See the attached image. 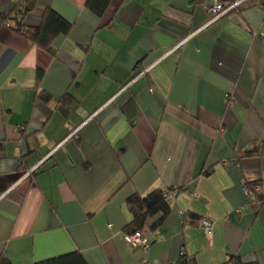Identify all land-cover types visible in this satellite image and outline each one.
I'll list each match as a JSON object with an SVG mask.
<instances>
[{"label":"crops","instance_id":"obj_1","mask_svg":"<svg viewBox=\"0 0 264 264\" xmlns=\"http://www.w3.org/2000/svg\"><path fill=\"white\" fill-rule=\"evenodd\" d=\"M18 1L0 0V256L264 264V0L210 24L209 0H37L25 25L47 5L72 23L54 54L3 24ZM157 188L171 212L133 249L127 199Z\"/></svg>","mask_w":264,"mask_h":264},{"label":"trees","instance_id":"obj_2","mask_svg":"<svg viewBox=\"0 0 264 264\" xmlns=\"http://www.w3.org/2000/svg\"><path fill=\"white\" fill-rule=\"evenodd\" d=\"M111 0H87L86 6L97 16H103L108 8ZM247 2V1H246ZM245 2V3H246ZM37 0H19L14 3V7L9 12H1L3 24L9 25L14 31L24 35L33 40L41 48L47 52L54 54L53 47L54 39L60 34H68L72 28V23L57 13L51 5H47L42 12V18L37 25H25L23 19L26 15L33 11L36 7ZM243 3L239 10L244 8ZM246 5V4H245ZM235 11V10H232ZM231 11V12H232ZM16 14L15 16L13 14ZM43 76V71H37V81ZM40 97L43 100H49L50 96L43 91L40 92ZM256 152L255 150L245 151L246 155ZM205 173H208L206 171ZM260 185V180L251 181L248 178L245 180V186L249 190H253ZM165 189L157 188L147 193L146 195L133 194L127 199V206L133 214V219L127 223L124 228L125 233H133L138 230H146L148 220L157 214H161L162 218L166 217L171 212L169 199L163 196ZM174 191L175 189H168ZM259 196V195H258ZM259 199L262 200L261 196ZM154 229L157 224L149 225ZM149 239V238H148ZM150 241V240H149ZM151 244V243H150ZM142 250V249H141ZM193 258L186 254L180 256L174 264H192ZM0 264H11V260L6 256H0ZM35 264H88L87 260L80 251L66 253L57 257H52L46 260L36 262ZM222 264H257L256 262L246 263L239 255H230L227 262Z\"/></svg>","mask_w":264,"mask_h":264},{"label":"built area","instance_id":"obj_3","mask_svg":"<svg viewBox=\"0 0 264 264\" xmlns=\"http://www.w3.org/2000/svg\"><path fill=\"white\" fill-rule=\"evenodd\" d=\"M246 1L247 0H209V3L207 5V11L210 15V18L207 24L215 22L222 16L230 13L232 10H239V7ZM13 7H14V4L10 5L6 9H3L2 11L9 12L12 10ZM13 15L15 16L16 14L14 13ZM11 24H12L11 22L8 23V26ZM13 25L14 24H12V26ZM230 103L232 105V102L229 99V104ZM246 191L255 201L260 200L258 196L259 186L255 187L253 190H249L246 188ZM176 192H177V189H175L174 191L165 189L163 191V196L167 199H170ZM198 223L204 230L208 232H210L213 229L214 221L210 217H203L202 219L199 220ZM124 239L127 242V244H129V246H131L133 249H142L146 251L150 247V241L147 237L145 229L138 230L133 233H125ZM182 255H184V251L181 252V256ZM140 264H161V263H159L158 261L151 263L147 259H142L140 261ZM192 264H194V262Z\"/></svg>","mask_w":264,"mask_h":264},{"label":"water","instance_id":"obj_4","mask_svg":"<svg viewBox=\"0 0 264 264\" xmlns=\"http://www.w3.org/2000/svg\"><path fill=\"white\" fill-rule=\"evenodd\" d=\"M54 166V162L53 161H47L46 163H44L40 169H39V173L41 172H45L47 170H49L50 168H52Z\"/></svg>","mask_w":264,"mask_h":264}]
</instances>
